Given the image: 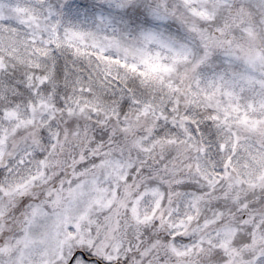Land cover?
<instances>
[{"label":"clouds","instance_id":"1","mask_svg":"<svg viewBox=\"0 0 264 264\" xmlns=\"http://www.w3.org/2000/svg\"><path fill=\"white\" fill-rule=\"evenodd\" d=\"M44 3L57 11L67 5L63 15L53 18L60 20L61 35L64 28L92 32L102 46L93 51L134 64L138 71H147L145 60L171 64L173 57L187 55L175 63V73L164 77L174 84L203 55L202 37H219L216 28L227 21L224 39L261 58L245 62L228 45L209 40L210 54L196 75L202 86L217 78L237 83L245 107L248 100L264 97V0H223L211 20L191 11L202 9L207 0ZM121 3L124 7L117 6ZM0 24L19 27L10 7L4 8ZM104 37L115 38L119 47L109 46ZM58 55L54 50L53 59L33 57L31 63L27 57L6 59L0 68V248H5L0 264H57L62 249L82 241H91L105 264H238L247 256L234 243L253 226L241 223L247 210L240 204L247 202L256 213L253 219L264 222V186L243 167L244 145L252 141L241 140L232 153L228 128L205 119L214 108L181 106V113L196 120L181 127L175 113H168L176 117L175 124L158 118L167 112L172 95L163 83L145 81L137 72L95 57L69 54L66 62L56 60ZM108 73L115 79L107 81ZM38 74L47 79L37 82ZM133 96L141 103L131 104ZM147 102L154 108L140 114ZM251 115L264 116V110ZM69 125L77 135L63 148L50 149L55 143L50 130ZM41 127L47 133L43 137ZM34 135L38 144L32 142ZM228 155L238 169L231 187L226 180L209 184V179L219 180L213 173L223 170ZM69 189L77 194L69 196ZM233 248L240 255L231 254Z\"/></svg>","mask_w":264,"mask_h":264},{"label":"snow or ice","instance_id":"2","mask_svg":"<svg viewBox=\"0 0 264 264\" xmlns=\"http://www.w3.org/2000/svg\"><path fill=\"white\" fill-rule=\"evenodd\" d=\"M221 3H223V0H207L202 9L192 8L191 11L202 19L211 20L219 10ZM117 6L124 7V4L121 3ZM5 7L11 8L19 27L15 24H0V68L5 67L6 59H23L27 57L30 63L33 57L53 59L55 50V52L59 53L55 57L56 60L64 57L67 62L69 54L73 57H95L105 63L118 64L129 72H137L145 81L151 80L156 83H163L172 95L167 112L161 111L158 114V118L170 120L171 123L175 124L177 122L176 117L168 115V113H175L176 116H179L181 127H183L184 122L195 124L196 120L191 115L181 113V106L185 108L189 105L214 108L215 111L208 113L205 119L218 122L217 127L225 126L228 128L231 132L230 149L232 153L237 152V145L241 140L252 141V143L244 145L247 149V158L243 161V167L249 169L250 173L255 175V180L264 186V116L251 115L253 112L264 110V97L258 100H248L247 107H245L239 103L240 97L235 91V87L238 86L237 83L217 78L215 81L209 80L207 86H202L199 76L196 75L197 66L205 62L210 54L208 51L210 44L207 42L209 40L214 41L216 46L228 45L230 49H233L232 54L236 55L237 59H243L245 62L251 63L261 58L260 53L246 51L240 45L233 46L231 40L224 39L230 28L227 21L222 27L216 28V32L220 33L219 37H202L206 41L203 55L198 54L191 67L179 73L180 83L174 84L171 80L165 81L164 77L175 73V63L186 60L187 55L173 57V63L171 64L150 63L145 60L143 63H145L147 71H138L134 64L125 65L116 58L103 56L100 52L93 51L92 49L98 47L102 51V46L92 32L85 33L72 28H64L63 35H61L58 29L60 20L53 22V18L63 15L62 10L67 5H61V11H57L55 6L45 5L44 0H35V2L33 0H11L9 5H5L3 0H0V16H3ZM20 28L24 29L22 34L20 33ZM190 29L200 32V29L195 25H190ZM6 32L8 33L7 35H5ZM85 37H88V39L86 40ZM104 39L108 41L109 46L119 47V41L115 38L104 37ZM89 44L91 47H88ZM21 49H23L22 54ZM36 66L39 67L38 61ZM243 78L247 79V77ZM29 79L31 80V76ZM46 79V76L39 74L36 76L37 82ZM112 79L115 78L108 73L106 80L111 81ZM185 81H187V84L181 87ZM193 84H195V88ZM221 95H223V99H220ZM140 103V100L134 96L131 97V104L137 105ZM153 108L154 106L150 102L143 103L142 107L139 108V113L146 114ZM68 113L71 115L72 109H68ZM233 125H235V128L232 127ZM70 128L71 126L69 125L62 131L50 130L55 143L50 144L49 148L54 150L57 145L63 148L65 143L69 141L70 136L77 135L76 132L70 131ZM185 131L187 132V129ZM241 133H247V135H242ZM45 135L47 133L41 127L40 136L43 137ZM80 135L86 136L87 133H81ZM32 142L38 144L39 139L34 135ZM219 148L221 151L225 150V143L221 142ZM38 155H42V153H38ZM84 155L85 153L82 151L80 154L81 161L84 159ZM46 163V159L40 160L41 166L46 165ZM233 171H238V169L233 164V156L228 155L223 161V170L213 173V176L218 177L219 180L209 179L208 183L214 184L226 180L229 182L230 188ZM42 176L43 172L40 173V177ZM40 177H33V179ZM236 182H240L239 176L236 177ZM249 183L255 186L251 180ZM16 187L18 188L19 185ZM76 194L75 189L68 190L69 196H75ZM224 195L228 196L229 192L226 191ZM233 199H236V197H233ZM240 208L247 210L241 215V223L253 226L246 228L245 233L239 235L234 241V243L242 246L248 252V255L241 259L238 264H264V222H257L253 219L256 213L247 202L241 203ZM221 245L227 247L224 241H221ZM4 251L5 248H0V254H3ZM230 253L240 255L235 248L230 249ZM216 255L219 256V253H216ZM57 264H105V260L97 256L91 241L86 243L82 241L78 244L70 245L66 250L62 249Z\"/></svg>","mask_w":264,"mask_h":264}]
</instances>
